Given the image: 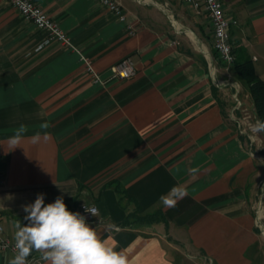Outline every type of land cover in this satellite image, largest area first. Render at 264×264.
I'll return each instance as SVG.
<instances>
[{
    "label": "crops",
    "instance_id": "crops-1",
    "mask_svg": "<svg viewBox=\"0 0 264 264\" xmlns=\"http://www.w3.org/2000/svg\"><path fill=\"white\" fill-rule=\"evenodd\" d=\"M31 1L102 80L126 57L135 75L100 85L77 53L55 42L36 51L46 34L0 0L4 235L14 241L15 224L27 223L23 205L43 193L45 204L62 196L72 212L95 206L86 222L128 264H264L254 226L264 157L245 148L211 77L206 15L182 0H159L169 4L170 22L154 6L114 0L126 15L120 22L93 0ZM219 1L230 39L240 40L233 45L246 49L264 83V0ZM135 210L161 221H128ZM13 257L0 253V264ZM28 260L48 264L35 250Z\"/></svg>",
    "mask_w": 264,
    "mask_h": 264
},
{
    "label": "built area",
    "instance_id": "built-area-1",
    "mask_svg": "<svg viewBox=\"0 0 264 264\" xmlns=\"http://www.w3.org/2000/svg\"><path fill=\"white\" fill-rule=\"evenodd\" d=\"M11 7H13L22 17L31 22L35 28L43 31L46 37L43 43L36 49L39 51L43 46H46L52 42L58 43L61 47L71 50L78 54L80 61L82 62L86 72L91 77L92 81L96 84L104 85L110 80H129L135 75V66L130 57L119 60L113 67L110 78L106 81L102 80L100 76L93 70L90 60L85 58L81 52L75 48L70 42L69 37L63 32L58 25L53 22L43 10L34 4L31 0H4ZM106 8L109 12L114 14L118 21L125 22L126 15L123 12L122 6L114 0H93ZM140 5H150L158 8L162 12H166V16L170 22L172 15L170 14L169 4L159 0H134ZM183 3L189 6L196 13H204L211 25L212 32V48L215 51L216 58L220 61L228 70L234 63L235 58L232 53V46L230 44L229 35V23L225 17L222 4L219 0H182ZM129 33L132 35L133 31L129 28ZM255 60V58H253ZM212 64V63H211ZM242 104L236 99L235 106L229 112V119L235 123V126L239 134H243L249 141V145L258 143L257 132L253 131V125L258 120L256 115H250L246 110H241ZM236 111H239L242 117L240 119L235 118ZM245 131H247L245 133ZM262 132V131H260ZM253 156V155H252ZM264 187V184H262ZM263 187L260 188V195L257 199L254 208V226L260 236L264 237V195ZM84 207L92 211L93 215L86 213ZM79 213L83 215L86 221L91 220L98 214L95 206L86 207L82 205ZM0 253H11L14 256L17 253L15 248V241L9 240L5 235L3 228L0 224ZM35 260H28L26 264H35ZM208 264H211L209 262Z\"/></svg>",
    "mask_w": 264,
    "mask_h": 264
},
{
    "label": "clouds",
    "instance_id": "clouds-1",
    "mask_svg": "<svg viewBox=\"0 0 264 264\" xmlns=\"http://www.w3.org/2000/svg\"><path fill=\"white\" fill-rule=\"evenodd\" d=\"M252 130L264 131V121L257 120ZM18 141L19 133L12 149L19 146ZM23 211L27 223L15 224L17 253L9 264H26L33 250L40 252L48 264H128L127 257L106 245L83 215L68 210L62 196L45 204L44 194L38 193L34 202L23 205ZM84 211L93 215L88 208Z\"/></svg>",
    "mask_w": 264,
    "mask_h": 264
},
{
    "label": "rangeland",
    "instance_id": "rangeland-1",
    "mask_svg": "<svg viewBox=\"0 0 264 264\" xmlns=\"http://www.w3.org/2000/svg\"><path fill=\"white\" fill-rule=\"evenodd\" d=\"M234 40L238 41L239 39H235L234 33H232V38L230 39L231 46H233ZM208 60H209V71H210L211 77L213 78L214 84H216V86L219 88L221 92V97H223V99L228 100L229 101L228 105L229 106L231 105L230 107L228 106L227 108L228 112H230L232 108L235 106V100L237 99L242 104L241 110H244V111L246 110L250 115H254L255 114L253 111L254 109L251 110L252 109L250 107L251 105L246 103L247 100L250 101L249 99L251 98H249L250 95H248L249 92L245 84L234 76L230 68L226 70V67L220 61L217 60L216 56L213 58L208 57ZM241 114L243 113L236 111L235 118L240 119L242 117ZM246 132L247 131H245V133ZM236 133L238 136L244 137L243 134L238 133L237 128H236ZM257 133H258L257 136L259 137L260 132H257ZM244 138L246 142L244 141L243 144L245 148L248 150V152L253 155V157H264V141L262 139H261V142H258L257 144H253L250 146L248 139L246 137ZM263 190H264V187H263ZM259 195H260V191H259ZM263 202H264V199H263Z\"/></svg>",
    "mask_w": 264,
    "mask_h": 264
},
{
    "label": "trees",
    "instance_id": "trees-1",
    "mask_svg": "<svg viewBox=\"0 0 264 264\" xmlns=\"http://www.w3.org/2000/svg\"><path fill=\"white\" fill-rule=\"evenodd\" d=\"M232 53L234 55L235 61L230 67V70L236 78L241 80L249 92L252 105L254 108V113L259 121H264V83L255 74L253 62L246 51L245 48L232 46ZM223 111V109H222ZM223 116L226 117L224 111ZM264 138V131H262ZM264 195V191H263ZM133 220L141 224H154L161 221V217L157 214L138 216L137 210L128 215V221Z\"/></svg>",
    "mask_w": 264,
    "mask_h": 264
}]
</instances>
